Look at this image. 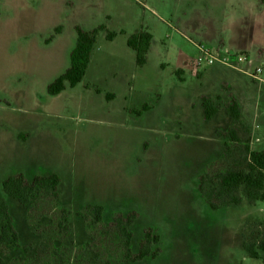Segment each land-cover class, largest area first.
<instances>
[{"label": "rangeland", "instance_id": "374dc122", "mask_svg": "<svg viewBox=\"0 0 264 264\" xmlns=\"http://www.w3.org/2000/svg\"><path fill=\"white\" fill-rule=\"evenodd\" d=\"M58 26L61 34L46 45ZM76 26L115 37L98 31L82 81L51 97L47 86L69 65ZM140 32L151 41L137 67L126 43ZM199 43L212 51L240 43L249 61L242 67L261 68V82L240 72L206 76L193 65ZM202 98L218 106L212 121L203 119ZM231 98L247 130L240 141L264 150L259 0H0V198L19 246L1 247L0 264H264L241 247L262 232L264 202L208 204L240 150L230 141L223 159L225 139L216 135L230 126ZM18 174L57 175V197L41 193L22 210L2 189ZM87 206L103 208L100 222ZM128 215L125 256L115 219ZM147 229L160 237L152 246L160 253L131 263Z\"/></svg>", "mask_w": 264, "mask_h": 264}, {"label": "trees", "instance_id": "16d2710c", "mask_svg": "<svg viewBox=\"0 0 264 264\" xmlns=\"http://www.w3.org/2000/svg\"><path fill=\"white\" fill-rule=\"evenodd\" d=\"M264 4V0H259ZM61 26L56 27L44 43L47 45L54 40L55 36L61 34ZM98 31H106L104 27H98L92 31H85L79 26L74 28L75 41L69 54V65L65 71L59 75L52 83L47 86V94L51 97L59 95L65 90V87L74 88L78 85L88 68L90 56L96 43V34ZM115 34L106 31V39L112 40ZM151 41L150 34L140 32L131 36L127 40V46L134 53V61L137 67H142L146 62V54L149 50ZM202 115L205 121H212L218 113V106L214 99L202 98ZM224 112L230 120V126L222 135L216 131L219 138L224 137L223 159L231 155L229 142L240 146L239 152L232 162L230 168L220 173L215 179V187L211 194V200L208 201L212 209L223 208L227 206H239L242 200L249 205L254 206L257 203L264 202V150H251L248 138L242 143L239 138L240 131L247 134V130L241 122V112L234 99H230L224 107ZM204 177L200 178L199 190L203 186ZM59 178L55 174L34 177L27 181L22 174L10 176L2 182V189L5 196L18 203L24 211H29L39 194L48 193L57 197V188ZM241 194V196H239ZM216 201L217 204L212 201ZM86 210L92 211L93 219L96 223L101 221L103 208L101 206H87ZM133 218L129 215L126 218L118 217L115 219V225L118 232L124 239L125 256L129 255L131 233L127 227L132 224ZM160 237L153 230L144 231L143 239L139 245L138 251L130 259L131 263L141 262L146 259H155L159 253V248H152L158 245ZM4 247L10 251L18 249V236L15 231L14 222L10 215L8 203L4 198H0V248ZM241 247L245 254L253 260H264V224L262 232L251 241H243Z\"/></svg>", "mask_w": 264, "mask_h": 264}, {"label": "built area", "instance_id": "2783aa9c", "mask_svg": "<svg viewBox=\"0 0 264 264\" xmlns=\"http://www.w3.org/2000/svg\"><path fill=\"white\" fill-rule=\"evenodd\" d=\"M196 49V56L193 64L196 68L212 66H222L236 72H240L256 82H261L259 75L263 72L261 68H256L251 72L243 68L249 64L248 57L242 52L212 51L205 44H193Z\"/></svg>", "mask_w": 264, "mask_h": 264}, {"label": "crops", "instance_id": "0c3cea01", "mask_svg": "<svg viewBox=\"0 0 264 264\" xmlns=\"http://www.w3.org/2000/svg\"><path fill=\"white\" fill-rule=\"evenodd\" d=\"M74 41H75V38H74ZM73 41V42H74ZM236 44V48H228L226 49L225 51L228 50V52H238L241 50V44L240 43H235ZM48 45V44H47ZM74 45V44H73ZM238 46V47H237ZM73 48V47H72ZM72 48L70 49L69 52H71ZM222 47H220L219 49H217V51H223L221 49ZM213 50V49H212ZM70 54V53H69ZM195 59V58H194ZM193 59V61H194ZM194 65V64H193ZM221 68V69H220ZM202 73H204L206 76H210L209 74H215V75H220V74H224L226 75L225 73H236V71H233L231 69H228V68H225V67H222V66H212V67H205L203 68V70L201 71ZM200 75V74H198ZM221 86H225L226 88H232L231 86V83H227V82H224L221 84ZM234 100L236 101V103L238 104L239 108H240V112H241V107H240V104L239 102L236 100V98H234Z\"/></svg>", "mask_w": 264, "mask_h": 264}]
</instances>
